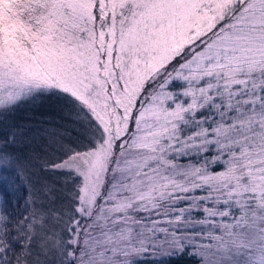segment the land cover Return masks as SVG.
<instances>
[{
  "label": "snow or ice",
  "instance_id": "snow-or-ice-1",
  "mask_svg": "<svg viewBox=\"0 0 264 264\" xmlns=\"http://www.w3.org/2000/svg\"><path fill=\"white\" fill-rule=\"evenodd\" d=\"M0 264H264V0H0Z\"/></svg>",
  "mask_w": 264,
  "mask_h": 264
},
{
  "label": "trees",
  "instance_id": "trees-1",
  "mask_svg": "<svg viewBox=\"0 0 264 264\" xmlns=\"http://www.w3.org/2000/svg\"><path fill=\"white\" fill-rule=\"evenodd\" d=\"M18 120L20 123H26L27 122V113L25 111H21L19 114H18Z\"/></svg>",
  "mask_w": 264,
  "mask_h": 264
}]
</instances>
